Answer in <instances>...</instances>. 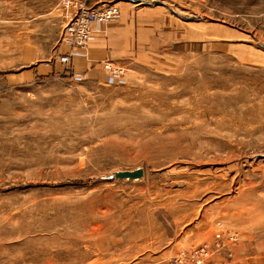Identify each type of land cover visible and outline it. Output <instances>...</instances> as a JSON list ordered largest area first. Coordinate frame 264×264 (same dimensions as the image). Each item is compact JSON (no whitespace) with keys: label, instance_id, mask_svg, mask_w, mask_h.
<instances>
[{"label":"rangeland","instance_id":"374dc122","mask_svg":"<svg viewBox=\"0 0 264 264\" xmlns=\"http://www.w3.org/2000/svg\"><path fill=\"white\" fill-rule=\"evenodd\" d=\"M125 1L154 20L106 82L61 62V0H0V264H169L232 231L214 264H264V0Z\"/></svg>","mask_w":264,"mask_h":264},{"label":"built area","instance_id":"2783aa9c","mask_svg":"<svg viewBox=\"0 0 264 264\" xmlns=\"http://www.w3.org/2000/svg\"><path fill=\"white\" fill-rule=\"evenodd\" d=\"M60 8L64 19L61 39L68 48L60 60L66 64L74 56L86 55L92 39L93 24L108 23L120 14L119 7L109 1H103L100 6H89L86 0H61ZM103 66L110 72L109 82L122 72L108 61ZM237 241L238 233L235 231L227 232L226 235L217 232L211 242L176 252L169 264H214L213 257L216 255L231 257L232 252L228 248Z\"/></svg>","mask_w":264,"mask_h":264},{"label":"crops","instance_id":"0c3cea01","mask_svg":"<svg viewBox=\"0 0 264 264\" xmlns=\"http://www.w3.org/2000/svg\"><path fill=\"white\" fill-rule=\"evenodd\" d=\"M120 4L121 11L116 19L106 24L92 25V39L86 55L72 58L71 74L73 76L108 82L110 72L103 67L104 61L122 69V72L123 69L128 70L134 64L135 47L137 48L140 44L142 36H145L144 31L148 29L147 22L154 18L146 16V11L133 7L128 1H121ZM41 10L42 15H45L46 9L42 7ZM118 78L119 76L115 78V81ZM223 257V254L216 255L213 261L219 262Z\"/></svg>","mask_w":264,"mask_h":264},{"label":"water","instance_id":"95a60500","mask_svg":"<svg viewBox=\"0 0 264 264\" xmlns=\"http://www.w3.org/2000/svg\"><path fill=\"white\" fill-rule=\"evenodd\" d=\"M134 2H137L139 0H131ZM143 3L148 4V3H153V4H160L162 3L161 1H157V0H152V1H143ZM115 178H124V179H138L141 178L143 176V170L141 168L139 169H135V170H120V171H116L113 173L112 175ZM112 176H110V178H112Z\"/></svg>","mask_w":264,"mask_h":264}]
</instances>
